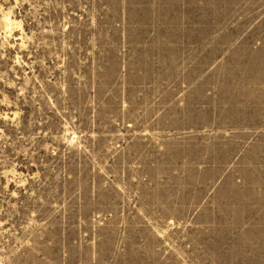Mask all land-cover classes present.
I'll return each mask as SVG.
<instances>
[{"label":"rangeland","instance_id":"374dc122","mask_svg":"<svg viewBox=\"0 0 264 264\" xmlns=\"http://www.w3.org/2000/svg\"><path fill=\"white\" fill-rule=\"evenodd\" d=\"M0 264H264V0H0Z\"/></svg>","mask_w":264,"mask_h":264},{"label":"bare ground","instance_id":"6f19581e","mask_svg":"<svg viewBox=\"0 0 264 264\" xmlns=\"http://www.w3.org/2000/svg\"><path fill=\"white\" fill-rule=\"evenodd\" d=\"M5 23H6V25H10L11 24L10 20H8V19L5 21Z\"/></svg>","mask_w":264,"mask_h":264}]
</instances>
